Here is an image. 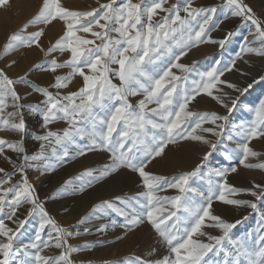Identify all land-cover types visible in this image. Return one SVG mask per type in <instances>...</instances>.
<instances>
[{"label": "snow or ice", "instance_id": "6c2138e0", "mask_svg": "<svg viewBox=\"0 0 264 264\" xmlns=\"http://www.w3.org/2000/svg\"><path fill=\"white\" fill-rule=\"evenodd\" d=\"M9 4L10 0H0V7ZM223 7L228 10L225 16L230 13L250 22L254 28V31L250 29V34L255 39L246 42L230 64L223 67L217 64L204 72L196 70L194 65L181 63V59L204 43L216 44L223 49L234 32L227 31L223 39H213L211 32L222 23L215 19L218 9L216 6H195L194 0H177L172 4L169 0H107L87 10L69 8L62 0H42L35 16L7 37L4 55L19 48H40L45 29L28 32L29 27L62 24V35L41 51L45 57L53 53L68 55L63 63L56 59L47 61L49 68L46 70L56 73L58 69L68 68L70 71L55 76L50 85L57 90L55 93L49 87H36L35 91L44 99L26 106L22 103L24 97L16 90V85L24 83L26 77L13 79L0 69V130L11 131L20 137L17 140L0 138V156L12 167V171L0 167V174H3L0 176V264H14L17 253L26 257L21 264H74L72 255L91 247L88 243L76 247L68 242L81 233L59 225L49 215L28 181L26 169L54 170L53 157L57 164H62L97 150L110 153L111 163L101 168L84 169L76 177L67 179L61 190L85 192L121 168L138 173L145 191L133 199L141 211L133 208L130 215L125 211L131 207L128 199L116 196L113 200L95 203L77 221L84 225L93 218L100 219L98 214L116 213L126 219V223L120 225L126 229L125 235L140 224L149 223L166 244L167 254L154 260L137 256L130 260V264H209L205 258L214 250H222L226 241L232 243L234 253H226L222 264H240L241 257H247L249 264H264V230L257 237L256 249L250 250L243 242L232 241L230 236L232 230L248 217L230 222L213 208V202L219 201L226 206L251 209L259 214L264 228V210L258 204L264 201V183L253 182L248 188L235 186L229 182L230 174L238 172L235 166L210 169L209 177L221 179H209L207 193L196 191L190 183L208 167L240 97L254 84L264 81V74H260L258 79L253 78L252 83L241 88L222 79L225 73L234 69L240 71L237 61L247 64L245 56L264 58V21L244 0H225ZM256 41L259 46L253 47ZM35 67L41 68L42 65ZM193 73L198 79L190 81ZM77 76L82 79L78 90L61 95L59 90L67 88ZM225 85L239 95L226 101L229 94L222 87ZM136 96L142 98L133 105L130 97ZM201 96L210 97L223 107L226 114L193 110L190 106ZM26 107L41 115L42 127L46 130L35 137L41 143L34 154H28L23 143L27 133ZM253 111L255 118L241 130L238 163L247 169L264 170V162H249L250 158H264V153L252 146L254 140H264V99ZM56 121H63L68 126L53 131L49 125ZM85 124L90 128L82 126ZM77 138H87L88 143L81 145ZM181 140L197 141L207 146L194 168L171 177L146 171L170 144ZM69 145L75 146L74 153L69 151ZM6 149L15 153L17 159L5 155ZM16 173L21 174V180L12 183ZM84 178L89 179L84 181ZM74 180L82 182L76 185ZM167 189H174L178 194H158ZM193 192L201 198L199 203L188 197V193ZM242 193L254 199L238 198ZM139 197L143 198V203ZM25 205L31 207L25 208ZM21 208L25 209L24 218L18 216ZM36 212L40 214V223L34 239L18 246L21 230ZM115 226V222L110 221L98 225L96 231L103 233ZM46 227L51 230L46 231ZM207 228L216 229L220 234L213 235L205 231ZM204 237L206 241L202 239ZM49 248H55L59 253L46 255ZM233 254L235 259L229 260L227 257Z\"/></svg>", "mask_w": 264, "mask_h": 264}, {"label": "rangeland", "instance_id": "374dc122", "mask_svg": "<svg viewBox=\"0 0 264 264\" xmlns=\"http://www.w3.org/2000/svg\"><path fill=\"white\" fill-rule=\"evenodd\" d=\"M98 2L99 3H105V2H107V0H62V3L65 6L72 8V9H75V10H87V9L92 8V7H97ZM118 2H119V0H118ZM134 2H135V0H134ZM176 2H177V0H169V4L176 3ZM194 2H195V6H216L217 7L218 11L216 13L215 19L218 22L222 21V23H220V27L218 29L211 32V36L213 39H216V40L221 39L223 37V35L226 34L227 31H233L234 35L230 38L229 42L226 43V45L223 49L218 47V48H216L210 52H206V53L200 55L199 57L193 59L189 63L187 62V64L194 65L195 69L198 70L199 72L207 71L211 67H213L217 64H219L221 67H223L224 65L230 64V62L236 58L237 54L240 53L241 47L244 46L246 42H252L253 35L250 34V29H252L254 31L253 26L251 25L250 22H245L241 18L231 16L230 13L227 16H225V12L228 11L227 9H225L223 7V5L225 4V0H194ZM244 2L253 8V10L256 13L258 18H260L262 21H264V0H244ZM41 4H42V0H10L9 5L4 6V7H0V69H4V71L8 74V76L13 78V79H19L20 77H26V80L24 83H18L16 85L17 92L22 97H24L22 103L26 106L38 104L44 99V97L40 93L35 91L36 87H49V90L53 91L55 93L57 90L50 87V85H52L54 83L55 76L56 75H64L70 71V69H68V68H63V69H58L56 73H53V72L50 73L51 72L50 70H46L49 68L48 63H46V62L50 61L52 59H56L58 62L63 63L68 58V55L67 54H60V53H53L52 56L45 57L44 52L41 51V48L46 50L48 47L51 46L52 43L55 42V40L57 38H59L60 35H62L63 26L60 23H54L53 25H50V26L49 25H35V26L29 27L28 32L38 31L40 28L45 29V34L40 39V48H38L36 46H33L30 49L29 48H19V49L15 50L14 52H10L8 55H4V45L6 43L7 37L12 32H15V31H18L19 29H21L25 23H27L30 19H32L35 16V14L38 12ZM166 6H168V5H166ZM182 15H183V13H182ZM205 44H209V43H204L201 45H205ZM189 54H190V52H189ZM30 56L33 58V60L30 59L31 58ZM13 61H15V63H13ZM38 64L42 65V67L36 68L35 65H38ZM45 73L46 74H52V76L49 78L50 80L48 81V84H46V85L41 84L39 82L40 80L43 79V77L45 76ZM227 74L228 73H225V76L222 77V79H225L228 81V79L226 77ZM192 79H198V76L195 73H193L189 77L190 81ZM114 82L119 83L118 80H114ZM261 84L264 85V81L260 82L259 84H254L253 87L251 89H249V91L247 93H245L243 96L240 97V101L237 105V108L229 116V121L224 126L222 136L220 137L218 144H217V149L213 153V156L210 157V163H209L208 167L203 169L201 174H199L196 178H194L190 182L191 187L194 188L196 191L207 193L208 189H209V183H208L209 179H212L214 181L221 179L219 177H209L208 171L210 169L230 168L233 166H239L241 168L243 167L242 165H239V163H238L239 159L241 158V151L239 153H235L232 151L233 148L230 147V153L233 156L232 161L227 159L226 156H224V154H222L221 152L218 153V151H220L221 148L225 147V145L227 144L225 142L226 138H224L225 134L229 133L232 136H235L236 133H239V131L242 130L243 126L248 125L255 118V117H253L254 116L253 109L256 106H258L259 101L261 99H264V91H263L264 86H263V88H261V90L258 89V87ZM81 85H82V79L77 76L72 80V82L69 84V86L67 88L59 90L60 94L66 95L72 91H76V90H78V88ZM247 85H245L244 87H246ZM189 86H191V85H189ZM222 87L225 88L226 85L222 86ZM27 88L29 91L24 92V89H27ZM251 95L253 97H251V99H249V103L242 105L244 99H246L248 96H251ZM141 98H142L141 96L130 97V100L133 103V105H135L137 103V101ZM154 106L155 105H151L150 107H154ZM190 107L195 111L212 110V111H217L220 114H226V111H224V109H222L223 108L222 106H221L222 107L221 108L219 104H217L215 101H213L210 97H207V96L197 97V101L193 102V105H191ZM8 111H11V109L10 110L8 109ZM24 119L26 120V124H27V133L24 136L23 143H24V146L27 150V153L28 154H34L35 152L38 151L39 145L41 143L40 141L36 140L35 137L37 135L44 134V132L46 130L42 127L41 115L38 113H33V112L29 111L27 107L24 110ZM67 126L68 125L63 121H56V122H53L52 124H50L49 128L53 131H60L64 128H66ZM82 126L85 128H90V125H88V124H85ZM205 126H208V125H205ZM7 132L10 133V135H11V136L9 135L10 137L7 138L8 140L20 139V137L17 134H15L11 131H6V130H0V138H5L6 137L5 135H7ZM239 139H241V134H240ZM77 142L81 145L88 143L87 138H84V139L77 138ZM182 142H183V140L179 141L177 144H170L168 146V148L165 149L166 155L164 153L160 158L158 157L155 160H153L148 165V167L146 168V171H150V172L157 174V175H164V176L171 177L174 175H178V174L182 173L183 171H188V170H191L192 168H194L195 166L192 167L191 169H185V168L181 167L180 164L179 165L178 164L173 165V162L171 164V161H172V155L171 154H173V150L176 148V146L181 144ZM227 145H229V143ZM170 148H172V150ZM7 151H9V150H7ZM69 151L74 153L76 151L75 146L69 145ZM5 154H6V151H5ZM165 156L167 157V159ZM94 158H96V159H94ZM97 158H98V160H100L99 162L96 161ZM213 160H215V161H213ZM91 161H93V163ZM17 162H19V161H17ZM51 162L54 165V170L49 169L48 171H43V170H38L34 167H30V168L26 169V175H27L28 181L34 186L35 194L38 196L39 201L43 203L45 210L49 213V215L59 225L69 229L72 232H80L81 234H85V233H88L89 231H91L92 233L97 232L96 227L98 225L108 224L111 221V222H115L116 226L115 227H109V229H108L109 231L107 230L106 232L110 233L114 230H121V232L123 233V234L119 235L120 237H118V239L111 238L109 241L105 242L104 244H98L95 242L94 245L89 248L90 250H94L97 248H101L103 246H109L111 244L116 243V245H114V247L116 246L114 248V250H116L117 253L120 252L121 255L117 256L115 259L108 258V259L102 260L101 262H98V264H114V263H116V264H130V260L133 259L134 257H137V256L144 258V259H149V258L142 256L141 254L134 252V251H130L127 254L122 253L123 247L127 244V240H128L127 238L130 235L129 233L132 234V232H133V234H140V232H141L140 228L142 229V231L145 230L144 232H141V233H144L143 235H145V238L147 237V239H149V237H150L151 239H149V240H151L153 242V244L156 246L155 250L157 253H156V255H155L156 257L154 259L160 258L163 255L167 254L166 244L163 242L162 238L159 237V235L156 233V231L153 229V227L147 222H144V223L140 224L139 226L133 228L130 232H127L126 235H125L126 229L120 227V225L126 223V219H125V217L120 216L116 213H109L106 216L101 214L102 215L101 216L102 222L100 221L99 223L97 221H95V223H94V221H93L92 222L93 224L91 223V224H87V225H85V224L81 225V224L77 223V221L80 219V218H78L77 220L72 221L70 224L65 225V224L61 223V221L58 218V215L61 214L60 210L59 209L58 210L53 209L51 204H50V199L52 196L61 197L64 199V202H65V200H67L66 201L67 204L63 203L64 204L63 208H67L66 211L71 210L75 206L77 207L79 205H82L83 211L85 213H88L90 208L95 203H98L101 200H103L102 198L104 196H109V200H113L116 196H121V197L126 198L127 196L133 195L134 197H137L138 193L145 191V188L143 187L142 178L138 175V173H136V172H134L128 168H121L119 171H117V172L113 173L112 175L104 178L103 180L95 183L93 187L87 189L85 192L81 193L79 191H73V190L62 191L61 186L64 184V182L69 178L76 177L84 169H86V168H101L105 164L111 163V154L108 153L107 151L97 150L95 152H89L87 154V156H85V157H77L73 160H68L62 164H57L55 157L52 158ZM249 162L259 163V162L254 161V160H250ZM0 163H1V161H0ZM173 166L175 167L174 170H173V168H174ZM246 170L252 171L253 169H247L246 168ZM257 170H260V169H256V171ZM7 171H12V167L7 169ZM122 173H123V175H122ZM2 175L3 174H0V176H2ZM14 175L17 177L19 175V173H16ZM15 176H13V177H15ZM117 177H119V178L117 179ZM243 177L246 179H243ZM260 177L261 176H257V178H256V176L254 177L251 175H246V176L244 175L241 178L243 185L242 186L235 185V186L242 187V188L251 187L253 182L262 183V179ZM87 179H89V178H84V181H87ZM19 181L20 180H18V179L16 180L14 178L12 180V183H18ZM117 181H118V183L120 181V184H118ZM52 182H53V184H52ZM81 182L82 181H75L74 180V184H76V185H79ZM112 182H114L116 184L113 185L114 183H112ZM229 182L231 183V179H229ZM50 183L52 184V191L47 190L44 194H41V190L44 189L46 186H49ZM54 183H56V184H54ZM131 184L135 185V186L132 187ZM102 185L104 187H102ZM112 185L114 187L117 186L120 189V191L122 190L123 192L121 191L122 192L121 193L120 191H118V188L114 189V187ZM105 186H107V187L110 186V187L107 188ZM101 187H102V189H100ZM129 187L130 188L132 187L133 191H135V192L130 191L132 189L129 190L128 189ZM135 189L137 190V192ZM94 191L95 192L97 191L96 192L97 194ZM98 191H99V193H98ZM117 191H118V193H117ZM91 192H92V194H91ZM103 192H105V193L107 192L108 195L107 194L105 195V193H103ZM87 194L89 197L87 196ZM98 194H100V195H98ZM158 194L162 195V196H174V195H177L178 193L174 189H167L166 191L160 192ZM85 197H86V199H85ZM188 197L194 203H199L201 201V198L198 197L195 194V192L188 193ZM92 198H95V199H92ZM238 198L254 199L246 193L240 194V196ZM87 199H88V201H87ZM89 199L91 200V202ZM139 199H140L141 203L144 202L142 197H139ZM84 201H86V202L83 203ZM218 202L219 201L213 202V208H214L215 212L218 211L217 214H220L225 219H226V217H230V215L233 216L235 214L239 215L238 218H236L235 220L242 219L245 216L248 217L246 220H243V222L241 224L237 225V227L235 229L232 230V233L230 234V236L232 238V241H241L250 250H255L257 247V245H256L257 237L261 233V231L264 230V228H262V223H261L259 214L252 212L251 209H247V208H238L237 209L234 206L222 205L221 202H219V204H220L219 205V204H217ZM215 204H217L222 209L219 208L217 205L214 206ZM258 204H259V207L262 210H264V201H260V202H258ZM222 206H224V207H222ZM30 207H31V205H30ZM85 207H86V209H85ZM216 207H218L219 209H217ZM134 208L136 209L137 212L141 211L139 205H137ZM226 208H228L229 210ZM235 208H236V211H235ZM22 209H24V208L20 209L18 215L21 212H23ZM126 209L130 215L133 214L132 213L133 208L130 211H128V208H126ZM232 211H234V213ZM37 213L38 212L34 213L31 217L28 218V223L25 225V228L21 230V234L17 238V245L18 246L31 243L32 240L34 239L35 233L38 229H36V230L32 229L31 226L38 228V225L40 222L35 218ZM178 215H180V213H178ZM6 222L8 223L9 221H6ZM29 226L34 231L27 232V229L29 228ZM86 228L89 229V231L85 232ZM138 228H139V233H137ZM50 230H51L50 227H46V231H50ZM135 231H136V233H134ZM205 231L213 234L217 230L212 229V228H207V229H205ZM25 234H27L28 236ZM147 234L149 236H146ZM202 239H204L206 241V237H204ZM68 242L73 246L76 245V243L71 238L69 239ZM81 243H83V242H81ZM51 251H53V252L51 253ZM54 251H56L55 248H50V249L46 250L45 254L46 255L56 254V252H54ZM226 253H234L233 245L231 242H228V241L225 242L222 250H214L212 253H209L208 257H206L205 259L209 260V264H222L223 260L225 259ZM74 256H75V253L71 257L74 264H97L96 260L88 259L85 261L82 259H78ZM227 258L229 260H234L235 256L233 254V255H229ZM25 259H26V257H24V255L22 253H17V255L15 257L14 264H21V261H23ZM154 259H149V260H154ZM113 261H115V262H113ZM111 262H113V263H111ZM240 264H249L247 257H241L240 258Z\"/></svg>", "mask_w": 264, "mask_h": 264}, {"label": "bare ground", "instance_id": "6f19581e", "mask_svg": "<svg viewBox=\"0 0 264 264\" xmlns=\"http://www.w3.org/2000/svg\"><path fill=\"white\" fill-rule=\"evenodd\" d=\"M263 7V6H262ZM19 16V15H18ZM61 31V30H60ZM225 37V35H223V37L221 39H223ZM254 36H253V40L254 41ZM253 47H258L259 46V42L256 41L255 43L252 44ZM219 46L216 45V44H212V43H209V44H205V45H200L199 47H196V48H193L191 51H190V54L188 53L187 56H184L182 59H181V63H185L187 64V62L189 63L190 61H192L193 59L199 57L200 55L206 53V52H210L216 48H218ZM31 57V56H30ZM31 60H33V58L31 57L30 58ZM245 60L248 61L247 64H245L242 60H238L237 61V67L240 68V71H236L235 69L232 71V72H228L227 74V79L229 82H232V83H236L239 87L243 88L245 85L249 84L252 82L253 78H258L260 74H263L264 73V58L262 57H258V56H255V55H247L244 57ZM47 63V62H46ZM173 71H176L178 73V70L176 69H173ZM44 73V72H43ZM52 73V72H50ZM242 73H247V75H243ZM179 74V73H178ZM52 76V74H46L45 73V76L43 77L42 80H40L39 82L41 84H48V81L50 80L49 78ZM39 84V83H38ZM263 84H261L258 89L261 90V88H263ZM28 92V88L27 89H24V92ZM224 91L227 92L229 94V96L225 97V100L228 101L229 98H234L235 96L239 95L238 93H236L234 90L232 89H228L227 87L224 88ZM257 91V90H256ZM264 91V90H263ZM30 93V92H29ZM254 94V93H253ZM252 94V95H253ZM248 96L246 99H244L242 105H245V104H248L249 103V99H251V97L253 96ZM201 101V100H200ZM199 101V102H200ZM251 103V102H250ZM208 104V103H207ZM241 106V105H240ZM200 107V106H199ZM205 107V106H204ZM221 107V106H220ZM252 107V106H251ZM207 108V107H206ZM222 108V107H221ZM253 108V107H252ZM223 109V108H222ZM10 110V109H9ZM221 110V109H220ZM249 110V109H248ZM225 111V110H224ZM254 117V116H253ZM248 118V117H247ZM233 132V131H232ZM6 133V132H5ZM240 134H241V131H239V133H236L235 136H232L231 134L227 133L224 135V138H226V143L229 145H225V147H222L219 152H221L222 154H224V156H226L227 159L231 160L233 159V156L231 155L230 153V147L233 148L232 151L235 152V153H239L241 150L239 148V142H240ZM10 133L7 132V135H5L6 139L9 138L10 136ZM14 136V135H13ZM4 138V139H5ZM13 138V137H12ZM212 138V137H210ZM214 139V138H213ZM182 141V140H181ZM174 146V145H173ZM229 146V147H228ZM252 146L254 147V149L258 152H261V153H264V140H254L252 142ZM172 150V148H170ZM8 149H6V154L7 156L11 157L13 160L17 159L16 157V154L13 153L11 150L7 151ZM207 150V146L206 145H203L201 144L200 142H197V141H190V140H183V142L179 145L176 146V148L173 150V154L172 155V161H171V164L173 162V165H179L185 169H191L192 167H194L201 159V157L203 156L204 152ZM167 151V150H166ZM220 153V154H221ZM96 155V154H95ZM166 155V153H165ZM170 155V156H171ZM218 155V154H217ZM169 156V157H170ZM95 157V156H94ZM97 157V156H96ZM101 157V156H100ZM166 157V156H165ZM99 158V157H98ZM97 160L96 161H100V160ZM160 158V157H159ZM96 159V158H94ZM102 159V158H101ZM167 159V157H166ZM163 160V159H162ZM250 160H254V161H257V162H264V158H250ZM0 167H3L5 168L6 170L11 168V165L9 163H7L3 156H0ZM170 161V160H169ZM215 161V160H213ZM212 161V162H213ZM93 163V161H91ZM159 162V161H158ZM211 162V163H212ZM218 164V163H217ZM231 165V164H230ZM174 167V166H173ZM238 168V172L237 173H233L229 176V179H231V183L234 184V185H237V186H242L243 182L241 181V178L242 176H246V175H251V176H261L260 178L262 179V183H264V170H257L256 169L250 171V170H246V168H241L239 166H235ZM180 168V167H179ZM175 169V167L173 168V170ZM178 170V169H177ZM182 170V169H181ZM241 174V175H240ZM55 175V174H54ZM121 175V174H120ZM123 175V173H122ZM121 175V176H122ZM125 175V174H124ZM15 176V175H14ZM49 176V175H48ZM120 176V177H121ZM53 177V176H52ZM51 177V178H52ZM125 177V176H124ZM18 179V180H21V174H19L17 177H13V179ZM119 177H117L118 179ZM130 178V177H129ZM53 179V178H52ZM114 179V178H113ZM134 179V178H133ZM136 179V178H135ZM243 179H246L243 177ZM248 179V178H247ZM121 180V179H120ZM115 181V180H114ZM233 181V182H232ZM246 181V180H245ZM54 182V181H53ZM52 182V184H53ZM46 183V182H45ZM114 183V182H112ZM111 183V184H112ZM118 183V181H117ZM129 183V182H128ZM52 184L50 183L49 186H46L44 189L41 190V194H44L47 190H50L52 191ZM56 184V183H54ZM116 183H114L113 185H115ZM120 184V181L119 183ZM133 184V183H132ZM131 186H135V185H132ZM47 185V184H46ZM107 185V184H106ZM110 185V184H109ZM112 185V186H113ZM111 186V187H112ZM102 187H104L102 185ZM102 187L100 189H102ZM107 187V186H105ZM110 186H108L107 188H109ZM114 187V186H113ZM125 187V186H124ZM132 187L128 188L129 190L132 189ZM117 189L118 187H114V189ZM121 188V187H120ZM113 190V189H112ZM127 190V189H126ZM128 190V191H129ZM136 190V189H135ZM107 191V190H106ZM109 191V190H108ZM114 191V190H113ZM112 191V192H113ZM118 191H120V189L118 188ZM117 191V193H118ZM122 191V190H121ZM120 191V192H121ZM127 191V192H128ZM130 191H133L130 190ZM93 192V191H92ZM91 192V194H92ZM95 192V191H94ZM97 192V191H96ZM95 192V193H96ZM102 192V191H101ZM116 192V191H115ZM119 192V193H120ZM123 192V191H122ZM121 192V193H122ZM135 192V191H133ZM137 192V190H136ZM99 193V191H98ZM105 193V192H103ZM97 194V193H96ZM108 195V193L106 192L105 195ZM115 194V193H114ZM56 195V194H55ZM100 195V194H98ZM88 196V194H87ZM86 196V197H87ZM114 196V195H113ZM112 196V197H113ZM116 196V195H115ZM85 197V199H86ZM89 197V196H88ZM93 197V196H92ZM103 197V196H102ZM133 195H130V196H127L126 199H128L129 203L131 204V207L128 208V211H130L132 208L136 207L138 204L136 203V200L133 199ZM96 198V197H95ZM95 198H92V199H95ZM82 199V198H81ZM84 199V200H85ZM100 199V198H99ZM103 200H106L108 199L109 200V196H104L102 198ZM90 200V199H89ZM67 200H65L64 202V199L61 198V197H54L52 196L51 199H50V204L52 206L53 209H59L61 214L58 215V218L59 220L61 221V223L65 224V225H68L70 224L72 221L74 220H77L78 218H81L83 215H85L86 213L83 211V206L82 205H79V206H75L74 208H72L71 210L69 211H66L67 208H63L64 204L63 203H66ZM88 201V199H87ZM86 201H84L83 203H85ZM91 202V200H90ZM78 203V202H77ZM67 204V203H66ZM219 204V202L217 203ZM217 204H215L214 206H216ZM220 205V204H219ZM223 205V204H222ZM85 206V205H84ZM123 207V205H121ZM218 206V205H217ZM219 207V206H218ZM216 207L217 209L221 208V207ZM224 207V206H222ZM25 208H30V205H25ZM69 208V207H68ZM86 209V207H85ZM84 209V210H85ZM222 209V208H221ZM228 209V208H226ZM238 209V208H237ZM23 212H21L18 216L20 218H24L25 217V209H22ZM225 210V209H224ZM229 210V209H228ZM125 211L127 212V209H125ZM222 211V210H221ZM235 211H236V208H235ZM218 212V211H217ZM216 212V213H217ZM234 213V211H232ZM19 213V212H18ZM227 213V212H226ZM237 213V212H236ZM232 214V213H231ZM240 214V213H239ZM100 216H102L101 214H98ZM238 214H235V215H230V217H226L227 220H229L230 222L231 221H235L236 218H238ZM39 222H40V214L39 212L37 213L36 217H35ZM94 221H97L98 223L101 221L102 222V219H96V218H93L91 219L87 224H91L92 222ZM10 226H15V225H12L11 222H8ZM85 224V225H87ZM93 224V223H92ZM32 229H38L37 227H33L31 226ZM29 226V228L27 229V232H32L34 230H32ZM95 229V228H94ZM109 231V230H108ZM140 231L141 232H144L145 230L142 231V229L140 228ZM140 234H132L129 233L130 235L128 236V240H127V244L123 247L122 249V253H125L127 254L128 252L130 251H134V252H137L139 254H141L142 256H145L149 259H154L156 256V246L153 244V242L149 239H151L149 237V239H147V237L145 238V235H143L144 233H141ZM136 233V231L134 232ZM139 233V228H138V232ZM123 234L121 232V230H114L110 233L108 232H103V233H100V232H91L89 231L88 233H85V234H81V236L79 237H74V238H71L75 243H76V247H80L82 245H84L85 243H88L91 247L94 245V243H98V244H104L105 242L109 241L111 238H114V239H118V237H120L119 235ZM219 231L217 230L216 232L213 233V235H219ZM27 235V234H25ZM28 236V235H27ZM26 236V237H27ZM146 236H149L148 234ZM115 241V240H114ZM154 241V240H153ZM83 242V243H81ZM126 243V242H125ZM108 245V244H107ZM114 245H116V243L114 244H111L109 246H103L101 248H97V249H94V250H90L89 248L88 249H85V250H82L78 253H75V256L76 258L78 259H82V260H88V259H93V260H96L97 264L98 262H101L102 260H105V259H108V258H113L115 259L117 256L121 255V253H117L116 250H114ZM50 249V248H49ZM121 249V248H120ZM153 249L155 250V252L153 253ZM53 251H51L52 253ZM56 254H50V255H57L59 253V250L56 249ZM150 253H153L150 255ZM15 261V259H14ZM115 262V261H113ZM111 262V263H113ZM116 264V263H114Z\"/></svg>", "mask_w": 264, "mask_h": 264}]
</instances>
